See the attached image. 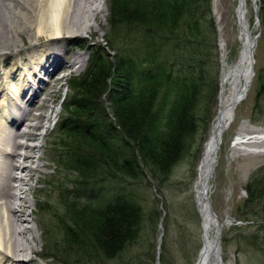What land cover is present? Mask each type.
Masks as SVG:
<instances>
[{"label": "trees", "instance_id": "16d2710c", "mask_svg": "<svg viewBox=\"0 0 264 264\" xmlns=\"http://www.w3.org/2000/svg\"><path fill=\"white\" fill-rule=\"evenodd\" d=\"M109 21L113 38L128 41L131 49L114 57L100 48L91 51L86 71L70 82L73 95L59 123L70 138L65 140L69 163L79 175L68 208V244L79 255L77 264H145L143 256L153 264H167L168 258L177 264L161 238L157 257L133 252L147 220L140 195L127 184H154L155 203L162 204L155 215L168 233L177 208L170 204L167 184L194 149L204 151L217 115L221 61L210 1L110 0ZM96 187L101 195L96 204L82 202ZM106 188L109 197L102 198ZM246 191L248 202L264 208L262 168ZM192 213L198 218L195 205ZM188 236L186 231L179 238L183 247Z\"/></svg>", "mask_w": 264, "mask_h": 264}, {"label": "rangeland", "instance_id": "374dc122", "mask_svg": "<svg viewBox=\"0 0 264 264\" xmlns=\"http://www.w3.org/2000/svg\"><path fill=\"white\" fill-rule=\"evenodd\" d=\"M101 13L97 21L92 22L94 32H78V36L66 40V42L55 45L51 52H59L65 56L66 60H74L75 56L79 59H85L84 65L68 67L57 72L60 82L55 88H48L40 98V102L47 99V108L35 111V114H45L46 118L42 122V127L35 132L40 136L38 141L30 140V144H40L44 151L39 154L45 155L42 165L45 166L43 172L37 174L42 182L37 185L36 179L31 182L32 187L38 186L46 192L54 193L50 198L53 205L58 203L60 184L68 191L69 199H73L75 182L79 178L78 173L70 165V154L65 148V142L70 138L59 127V123L67 116V107L64 103L73 95L71 80L80 77L87 69L90 61V54L94 49H102L110 57L121 51L131 49L130 43L122 39L113 38L114 34L110 26V0H101ZM212 12V18L215 25V32L218 37V52L222 59V48L220 45V29L222 30L223 43L225 45V62L229 67L237 64L240 57L241 42L239 39L240 27L237 18V0H220L216 4L214 0H209ZM262 0H258L257 6L254 0H248V19L253 29V34L259 37L257 46V64L255 67V78L247 98L238 106L235 113V120L228 130L225 131L222 138V145L217 153L218 159L214 174L211 178V190L209 201L218 220L223 225L221 236L222 258L224 264H264V208L255 202H248L249 194L246 191L251 176L262 168L264 172V146H242L233 147L232 143L237 138H250L255 136H264V98L259 97L260 87L264 84V27L262 22ZM26 46L15 48L11 43L5 47L6 56L0 58V77L5 76L22 64H25L24 57L29 56V48L33 42L28 40ZM113 43V48L110 47ZM56 47V48H54ZM112 48V49H111ZM19 51L24 54L18 55ZM71 52V53H70ZM70 53L69 55H65ZM63 54V55H62ZM223 62L222 60H220ZM224 65V63H223ZM222 80V76H221ZM3 81H0V87ZM60 89L56 99L54 91ZM220 88L218 96L217 115L220 109ZM108 105H106L107 107ZM56 114V116H55ZM55 117V120H54ZM213 126V124H212ZM212 131V128H211ZM257 132L256 134H252ZM261 133L262 135L258 134ZM211 135V133H210ZM208 136V140L210 138ZM66 140V141H65ZM201 140V138H200ZM201 142V141H200ZM205 150V148H204ZM194 156L184 159L174 170L170 182L167 184V194L170 196V204L177 208L176 216L172 219V225L167 233L161 220H157L155 215L156 208L162 213L161 199L156 204L155 200L159 198L157 190L152 183L137 184L129 182L127 185L140 195V202L143 204L146 214V224L144 226L143 239L134 249V253L158 256L160 238L162 242L167 240L171 253H175V262L177 264H193L195 258L197 263L199 254L198 247L200 241L203 246L202 218L193 216V206L198 210V205L192 204V196L196 201L195 185L198 179V168L203 159L204 151L200 153L194 149ZM200 159V160H199ZM35 166V165H34ZM36 177V178H37ZM63 194L65 198L66 192ZM44 195V194H42ZM41 195V200L45 199ZM86 198H81L82 202H93L96 204L101 196L99 187L90 189L83 194ZM109 197L108 189L102 193V198ZM28 198L33 196L29 193ZM80 201V200H79ZM33 208L27 209L28 213ZM62 211V209H60ZM40 214L38 223L32 222L30 225L38 229L37 237L34 243L39 252L35 255V261L30 264H56L58 261L69 260V264L75 263L79 255L75 247L70 249L69 240L64 229L61 232L51 230L50 220L47 215ZM164 214V213H163ZM31 218L29 220L31 221ZM163 224V223H162ZM188 232V239L183 245L179 242L180 236ZM201 238V239H200ZM180 247H183L180 251ZM67 251V252H64ZM201 251V250H200ZM198 252V253H197ZM177 253H183L179 256ZM72 254V255H71ZM198 254V256H197ZM168 258V257H167ZM71 259V260H70ZM145 264H153V260L143 256ZM169 264L171 258L166 259ZM158 262L156 261L155 264ZM79 264V263H78ZM95 264V263H90ZM103 264H120V262H105Z\"/></svg>", "mask_w": 264, "mask_h": 264}, {"label": "bare ground", "instance_id": "6f19581e", "mask_svg": "<svg viewBox=\"0 0 264 264\" xmlns=\"http://www.w3.org/2000/svg\"><path fill=\"white\" fill-rule=\"evenodd\" d=\"M219 1L214 0V3ZM237 2L240 57L233 67L226 64L220 29L224 62L220 109L204 150L195 185L205 243V251L198 264H220L214 251L218 229L220 226L223 229V225L212 216L205 199H209L211 190L213 175L210 177L209 174L212 157L220 150L222 142L219 144V140L234 122L236 110L247 98L255 78L259 37L253 34L248 19V0ZM257 2L254 0L256 6ZM101 4V0H0V58L6 56L5 51L8 49L5 47L11 43L17 49L26 46V35L33 42L27 52L29 56L24 57L25 64L0 77V81H3L0 87V264H30L35 261V255L39 253L34 246L38 229L30 224L38 223L40 214H48L52 231H65V227L70 224L68 208L73 199L64 197L66 188L62 184L58 187L56 205L50 202L54 193L46 194L41 187H32L33 180L36 179L37 185L42 182L41 177L36 175L45 168L42 165L45 155H38L44 151L42 145L30 144L28 141L40 139L35 131L43 126L42 122L47 116L35 114V111L47 108L48 100L40 102V98L48 88H55L60 82L57 72L76 65L82 68L85 62V59L77 56L68 61L59 52H51V48L77 37L78 32L93 33L92 22L97 21L102 11ZM23 54L24 51L18 52V55ZM54 93L53 98L56 99L60 89ZM248 145L264 146V136L237 138L232 143L233 147ZM29 193L33 196L32 200L28 198ZM41 195L45 196L44 200H41ZM33 207L28 213L27 209Z\"/></svg>", "mask_w": 264, "mask_h": 264}, {"label": "water", "instance_id": "95a60500", "mask_svg": "<svg viewBox=\"0 0 264 264\" xmlns=\"http://www.w3.org/2000/svg\"><path fill=\"white\" fill-rule=\"evenodd\" d=\"M221 86H222V83H221ZM222 94V92L220 93V95ZM220 99H221V96H220ZM208 142V141H207ZM207 142H206V144H205V148H206V145H207ZM220 142H222V138L219 140V144H220ZM217 159H218V156H217V153H215L214 155H213V157H212V166H211V170H210V177L214 174V171H215V168H216V164H217ZM202 162V161H201ZM200 165H201V163H200ZM199 169H200V166H199V168H198V171H199ZM206 190H205V192H204V194H206ZM205 199H206V201H207V203H208V205H209V208H210V211H211V213H212V216L214 217V218H216V220H218V217L216 216V214L214 213V211H213V208H212V206H211V204H210V201H209V199L207 198V197H205ZM197 202V201H196ZM197 205H198V202H197ZM198 212L200 213V216H201V212H200V208H199V205H198ZM222 231H223V229H222V226H220V228L218 229V238H217V246H216V249H215V253H216V256H217V258H218V260H219V262H220V264H223L224 262H223V258H222V247H221V236H222ZM205 251V243H204V241H203V246H202V249H201V251H200V254H199V258H198V261H197V263L196 264H198L199 262H200V259H201V255L203 254V252Z\"/></svg>", "mask_w": 264, "mask_h": 264}]
</instances>
